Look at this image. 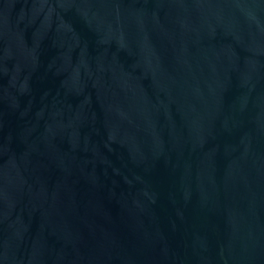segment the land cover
Here are the masks:
<instances>
[{
    "label": "water",
    "instance_id": "obj_1",
    "mask_svg": "<svg viewBox=\"0 0 264 264\" xmlns=\"http://www.w3.org/2000/svg\"><path fill=\"white\" fill-rule=\"evenodd\" d=\"M0 264H264V0H0Z\"/></svg>",
    "mask_w": 264,
    "mask_h": 264
}]
</instances>
